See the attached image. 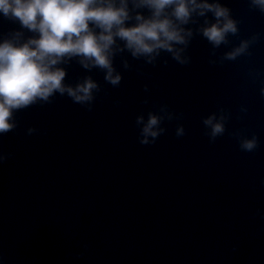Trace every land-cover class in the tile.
Returning a JSON list of instances; mask_svg holds the SVG:
<instances>
[{"label": "water", "instance_id": "obj_1", "mask_svg": "<svg viewBox=\"0 0 264 264\" xmlns=\"http://www.w3.org/2000/svg\"><path fill=\"white\" fill-rule=\"evenodd\" d=\"M126 2L127 26L151 16ZM209 2L237 23L219 46L203 35L212 12L181 25L191 35L173 51L133 55L116 38L118 84L65 56L63 83L92 80V98L56 92L13 111L0 134V264H264V9ZM38 35L0 14V43ZM150 115L158 135L144 143Z\"/></svg>", "mask_w": 264, "mask_h": 264}, {"label": "clouds", "instance_id": "obj_2", "mask_svg": "<svg viewBox=\"0 0 264 264\" xmlns=\"http://www.w3.org/2000/svg\"><path fill=\"white\" fill-rule=\"evenodd\" d=\"M253 2L264 9V0ZM138 6L151 9V16L137 15V23L127 26L130 17L126 0H121L119 6L115 0H0V14L39 34L21 46L10 41L0 43V134L15 126L11 119L14 110L38 99L47 101L56 92H67L75 102L92 98L96 88L92 80L75 89L63 83L66 72L54 66L65 56H80L107 69L106 78L115 85L120 77H113L110 49L116 38L124 41L133 55H149L159 49L173 51L174 44L186 43V36L191 35L181 25L188 24L193 14L204 16L208 12L214 14L216 22L205 27L203 35L214 45L224 42L228 33L237 32L229 9L209 0H140ZM246 47L245 43L229 53V58H235ZM175 56L180 59L178 51ZM213 121L210 117L205 123L216 136L224 128ZM158 123L159 118L150 115L142 130L144 143L149 136L158 135ZM255 146V140L242 143L249 151Z\"/></svg>", "mask_w": 264, "mask_h": 264}]
</instances>
